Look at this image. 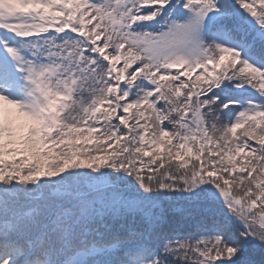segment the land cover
Returning a JSON list of instances; mask_svg holds the SVG:
<instances>
[{"label":"snow or ice","instance_id":"1","mask_svg":"<svg viewBox=\"0 0 264 264\" xmlns=\"http://www.w3.org/2000/svg\"><path fill=\"white\" fill-rule=\"evenodd\" d=\"M0 264H264V0H0Z\"/></svg>","mask_w":264,"mask_h":264}]
</instances>
